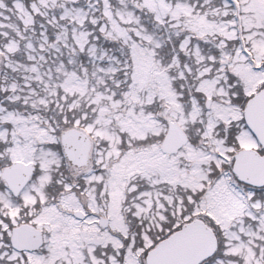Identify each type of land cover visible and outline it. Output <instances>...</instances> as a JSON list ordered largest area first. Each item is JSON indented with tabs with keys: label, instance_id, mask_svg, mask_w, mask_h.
<instances>
[{
	"label": "snow or ice",
	"instance_id": "1",
	"mask_svg": "<svg viewBox=\"0 0 264 264\" xmlns=\"http://www.w3.org/2000/svg\"><path fill=\"white\" fill-rule=\"evenodd\" d=\"M0 264H264V0H0Z\"/></svg>",
	"mask_w": 264,
	"mask_h": 264
}]
</instances>
